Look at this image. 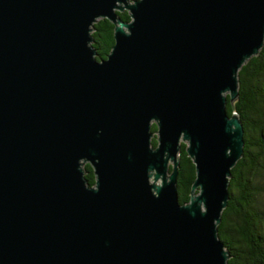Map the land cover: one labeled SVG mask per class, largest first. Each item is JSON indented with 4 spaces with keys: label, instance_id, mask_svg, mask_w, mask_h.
Masks as SVG:
<instances>
[{
    "label": "water",
    "instance_id": "water-1",
    "mask_svg": "<svg viewBox=\"0 0 264 264\" xmlns=\"http://www.w3.org/2000/svg\"><path fill=\"white\" fill-rule=\"evenodd\" d=\"M263 45L264 0H0V264H228L227 104Z\"/></svg>",
    "mask_w": 264,
    "mask_h": 264
},
{
    "label": "trees",
    "instance_id": "trees-1",
    "mask_svg": "<svg viewBox=\"0 0 264 264\" xmlns=\"http://www.w3.org/2000/svg\"><path fill=\"white\" fill-rule=\"evenodd\" d=\"M117 13L125 21L128 11ZM114 25L106 18L94 25L92 44L97 58H106L113 43ZM228 114H239L243 124V155L231 168L229 199L221 214L218 234L229 252L228 264H264V45L238 71V97L232 106L227 104ZM152 131L157 127L152 123ZM157 145L156 136L152 138ZM181 143L177 175L179 201L187 202L191 184L195 178L192 159ZM86 177L91 185L95 176L86 163Z\"/></svg>",
    "mask_w": 264,
    "mask_h": 264
},
{
    "label": "rangeland",
    "instance_id": "rangeland-1",
    "mask_svg": "<svg viewBox=\"0 0 264 264\" xmlns=\"http://www.w3.org/2000/svg\"><path fill=\"white\" fill-rule=\"evenodd\" d=\"M184 143V142H183ZM186 144V143H185Z\"/></svg>",
    "mask_w": 264,
    "mask_h": 264
}]
</instances>
